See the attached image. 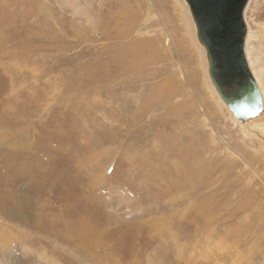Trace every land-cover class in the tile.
I'll use <instances>...</instances> for the list:
<instances>
[{
	"label": "rangeland",
	"instance_id": "374dc122",
	"mask_svg": "<svg viewBox=\"0 0 264 264\" xmlns=\"http://www.w3.org/2000/svg\"><path fill=\"white\" fill-rule=\"evenodd\" d=\"M0 264H264V114L230 117L183 0H0Z\"/></svg>",
	"mask_w": 264,
	"mask_h": 264
},
{
	"label": "water",
	"instance_id": "95a60500",
	"mask_svg": "<svg viewBox=\"0 0 264 264\" xmlns=\"http://www.w3.org/2000/svg\"><path fill=\"white\" fill-rule=\"evenodd\" d=\"M198 43L205 49L207 74L226 110L242 123L264 114L263 99L246 55L244 11L249 0H183Z\"/></svg>",
	"mask_w": 264,
	"mask_h": 264
},
{
	"label": "bare ground",
	"instance_id": "6f19581e",
	"mask_svg": "<svg viewBox=\"0 0 264 264\" xmlns=\"http://www.w3.org/2000/svg\"><path fill=\"white\" fill-rule=\"evenodd\" d=\"M191 17V16H190ZM247 35V34H246ZM197 39V38H196ZM246 39V38H245ZM197 42H198V40H197ZM199 44V43H198ZM200 45V44H199ZM200 47L204 50V52H205V49L200 45ZM205 57H206V52H205ZM207 62V61H206ZM207 76H208V74H207ZM253 76V75H252ZM254 78V77H253ZM208 79H209V77H208ZM255 79V78H254ZM210 81V80H209ZM256 81V80H255ZM257 83V82H256ZM211 84V83H210ZM212 86V85H211ZM258 86V85H257ZM213 88V87H212ZM259 88V87H258ZM213 90H214V88H213ZM260 91V90H259ZM214 92H215V90H214ZM215 94H216V92H215ZM261 94V93H260ZM217 95V94H216ZM218 97V96H217ZM219 98V97H218ZM219 100H220V98H219ZM220 102L222 103V101L220 100ZM223 104V103H222ZM223 106H224V104H223ZM225 107V106H224ZM226 108V107H225ZM263 109H264V106H263ZM229 113V112H228ZM229 115H230V113H229ZM230 117L234 120V122H236L237 124H239L240 126H245V125H247V124H249V123H251V122H253V121H251V122H248V123H245V124H242V123H240V122H238V121H236L233 117H232V115H230ZM263 117V115L261 116V117H259V118H257V119H255V120H259V119H261ZM60 240H61V245L63 246V244L64 243H67V242H65V240H63V239H61L60 238ZM53 243V242H52ZM58 245V244H57ZM56 245V246H57ZM50 246V245H49ZM55 246V247H56ZM48 247V246H47ZM51 247V246H50ZM54 248V247H53ZM59 248H60V246H59ZM54 252L55 253H57L58 254V252H60V251H58L57 249H55L54 250ZM62 252V251H61ZM55 253H53V254H55Z\"/></svg>",
	"mask_w": 264,
	"mask_h": 264
}]
</instances>
